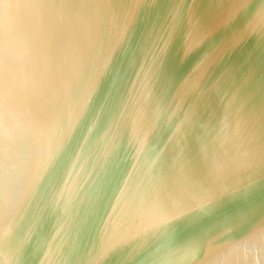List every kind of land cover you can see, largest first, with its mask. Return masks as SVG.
Masks as SVG:
<instances>
[{"label":"water","instance_id":"1","mask_svg":"<svg viewBox=\"0 0 264 264\" xmlns=\"http://www.w3.org/2000/svg\"><path fill=\"white\" fill-rule=\"evenodd\" d=\"M0 264H264V0H0Z\"/></svg>","mask_w":264,"mask_h":264}]
</instances>
